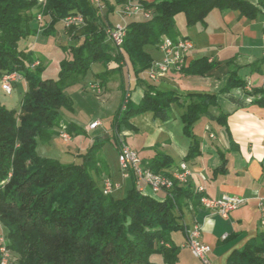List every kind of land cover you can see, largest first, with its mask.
Wrapping results in <instances>:
<instances>
[{"label": "trees", "instance_id": "1", "mask_svg": "<svg viewBox=\"0 0 264 264\" xmlns=\"http://www.w3.org/2000/svg\"><path fill=\"white\" fill-rule=\"evenodd\" d=\"M125 2L114 0L109 4L105 0L102 11L89 0H46L42 10L36 0H0V80L5 74L17 72L26 82L17 110L0 103V227L16 264H154V256L173 264L178 248L171 243L170 235L188 229L182 217L184 208L200 206L202 193L190 184L177 182L170 191L161 192L162 201L142 195L135 186L123 196L115 192L104 195V179L96 183L92 176L99 162L96 154L106 142L101 138H96L82 155L80 165H64L37 152L38 144L48 143L62 123L70 135L81 134L73 124L64 123L60 111H72V99L65 91L67 83L83 79L92 65L105 69L112 64L118 69L128 65L138 76L153 62L148 49L158 48L162 37L177 38V15H183L185 26L191 29L204 25L213 10L237 12L250 20L257 14L246 0L142 2L143 9L151 12L150 18L129 22L122 46L113 48L105 36L106 27L111 26L108 17ZM34 9H40L45 23L49 22L44 30L31 14ZM71 14H80L84 25L78 31L68 30L73 43L62 48L65 58L59 63L56 78H43L42 68L31 67L41 59L35 58L28 43L37 35L54 34V26ZM212 69L207 60L200 59L183 72L204 76ZM98 78L102 88L104 76ZM245 85L232 71L221 93L243 90ZM180 101L179 95L147 86L139 104L128 101L125 110L118 111L116 126L127 125L128 119L145 112L164 120L172 105H183ZM215 104V96L204 94L194 96L184 106L183 134L191 141L185 162L200 154L193 125ZM225 117L221 114L213 119L225 126ZM141 161L152 173L171 176L172 162L167 156ZM218 172H225L224 163L216 169ZM226 264H264V232L232 252Z\"/></svg>", "mask_w": 264, "mask_h": 264}, {"label": "crops", "instance_id": "2", "mask_svg": "<svg viewBox=\"0 0 264 264\" xmlns=\"http://www.w3.org/2000/svg\"><path fill=\"white\" fill-rule=\"evenodd\" d=\"M143 1L150 3L153 0ZM246 1L257 10L254 19L240 17L237 12L213 10L204 25L188 29L183 15L175 17L177 38H186L194 46L190 63L205 59L213 67L204 76L170 73L162 81L152 83L143 73L135 76L128 65L118 69L112 64L105 69L94 64L83 79L88 84L100 83L98 75L104 76L105 82L102 83L99 97L109 98L114 93L118 95L115 117L125 94H129L132 105H137L147 86H152L157 92H172L181 97L183 105H172L164 120L155 117L152 112L128 119L127 125L121 124L118 128V131L122 130L120 134L123 137L115 134V117L108 125L100 120H92L90 125L98 122L99 126L90 129L89 125L85 128L86 133L96 132L99 128L102 131L93 135L87 149L96 138H101L106 142L111 140L117 153L118 143L123 141L146 162L159 156L170 158L172 167L169 172L181 163L186 164L191 171L189 184L202 189V195L207 198L219 199L223 195L245 198L246 203L225 218L200 206L192 208L188 205L182 210L183 221L188 229L194 224L200 226V241L210 248L209 264H226L232 252L240 250L264 232L261 225L264 208L258 206V200L264 198V0ZM64 36L68 40L67 35ZM148 52L153 60L160 59L158 48H150ZM35 55L42 60L38 54ZM232 71H236L237 76L255 93L239 89L221 93ZM204 94L215 96L216 104L207 109L208 115L193 125V134L200 144V154L194 160L185 162L191 141L183 134L181 115L185 111L184 106L194 96ZM221 114L226 116L225 126L213 119ZM66 124H73L79 131L75 123ZM197 124L200 125L198 128L195 127ZM101 151L102 147L98 157L104 164L103 179L109 178L117 183L116 175L121 174L112 173ZM223 163L225 172L215 173ZM117 184L120 187L115 193L119 196L135 186L132 179H122ZM147 193L159 201L164 199L163 193L155 196L148 190ZM185 233L170 235L171 243L178 248L177 260L173 264H201L186 248ZM152 262L168 264L160 256L152 257Z\"/></svg>", "mask_w": 264, "mask_h": 264}, {"label": "rangeland", "instance_id": "3", "mask_svg": "<svg viewBox=\"0 0 264 264\" xmlns=\"http://www.w3.org/2000/svg\"><path fill=\"white\" fill-rule=\"evenodd\" d=\"M106 1L109 4H114V0H106ZM36 2H37V5L40 6L41 10L44 9L46 5V0H42L41 2L40 0H36ZM127 2H125V4L118 7L115 11V14H112L108 17V21L112 27H117V26L126 27L129 22H131L132 20H135L136 18H139V17H119L116 15V12L120 11L127 4ZM134 2L141 4L142 2H145V1L136 0V1H133V3ZM139 7L141 8V10L139 8L140 10L139 13L149 12V11H145L142 5H139ZM104 8L105 7L103 3L102 11H105ZM41 10L34 9L31 14L35 17V20H36V23L39 29L44 30L45 27L49 25V22L45 23L44 16ZM71 15H78L81 18H83L80 14H71ZM143 15L144 14H140V19L146 20L150 18L151 12L150 14H148L149 15L148 18L144 19ZM38 17H40L41 21L37 20ZM67 17H65L63 20H61L59 23H57L54 26V31H55L54 34L50 36H44L42 34L37 35L32 42L28 43V49H30L35 54H38L43 60V61L41 60L40 64H38V61L36 59V61L31 66L32 68H35V67L42 68L43 78H46V79L56 78L58 71H59V63L63 58H65L62 48L67 47V45L70 44L71 42L73 43L72 39H70V37L67 36L68 37V40H67L64 34L67 35V33L69 32L68 30H71V29L78 31L77 28H81L84 25V19H83L82 23H80V25L78 26L72 25V26L66 27L65 19ZM160 57H161V53H160ZM35 58H38V57L35 56ZM170 73L185 74L183 71L181 72L171 71V72H168L162 78H160V80H158L157 82L162 81ZM16 74L21 79L15 84H13L12 86L13 88L10 94L7 95L2 92L1 90L2 86L0 82V103L9 110H17L19 108L22 95L26 89V82L24 81L23 77L17 72ZM87 75L88 73L85 75V77ZM83 79L76 80V81H70L67 83L65 91L72 99L73 107H72V111H66V110L60 111V116L62 120L65 121L66 123H75L78 126L79 131H81L82 133L80 135H73V134L70 135L67 131H65L66 127L63 125V123L60 124V127L57 130L56 136L50 139L48 143L38 144L37 152L39 153L40 156L51 158V159H56L61 164H64V165H80L82 163V155L87 150L88 143H89L88 141L89 140L91 141V138L93 137V135L99 134L102 131V129L99 128L96 132L87 134L85 131V128L88 127L90 125L89 123L95 119L102 121L105 125L106 124L108 125L109 123L113 121L115 114H116V110L118 108V104H119L118 95L114 93L109 98H106V97L102 98L99 96H95V94L89 89L88 87L89 84L87 80L83 82ZM243 90L246 93L252 92V89L250 88V86H247V85H245V88H243ZM101 94H102V88H101ZM125 95L123 96V100L125 99ZM123 100L118 110L119 113L123 112L121 110ZM114 125L116 129L115 134L121 135L120 131L122 130L118 131L119 127L116 126V122L114 123ZM199 126L200 125L197 124L195 127L198 128ZM63 135H66V138L63 137ZM121 137H123V135H121ZM118 148H119V143H118ZM100 150L96 154V159L99 161L96 165L97 172L95 174H92V176H94L93 178L96 183H99L100 180H102L104 176L103 174L104 164L102 160L99 159L98 157ZM101 154L102 156H105L104 158L107 159L108 165L111 171H113L112 173L120 174L119 164L117 161L118 152L116 153V149L114 145L112 144L111 140L110 142L104 143V145L102 146ZM121 178L123 179L121 175L120 176H118V174L116 175V179L118 181L117 183H119L122 180ZM190 179H191V176L188 178L187 182L185 181V183L181 185L189 184ZM194 189L196 190V192H198L197 190L198 187ZM200 207L202 209H205V207L202 206L201 203H200ZM1 236L4 238L3 231L0 227V237ZM4 241L6 244L5 238H4ZM8 262H9L8 264H16V258L10 251H9V261Z\"/></svg>", "mask_w": 264, "mask_h": 264}, {"label": "built area", "instance_id": "4", "mask_svg": "<svg viewBox=\"0 0 264 264\" xmlns=\"http://www.w3.org/2000/svg\"><path fill=\"white\" fill-rule=\"evenodd\" d=\"M42 0H40L41 2ZM94 4H97L98 10L103 9L104 0H92ZM136 0H128L127 4L118 12L116 15L119 17H139L140 14H150L139 13V3H133ZM41 21L40 17L37 18ZM82 23V18L78 15H69L65 19V26H78ZM124 32H126V27H112L107 26L105 29V36L113 43H118L120 47L123 43ZM169 37H162L158 45V50L161 53V57L158 60H153L149 69H147L143 74L146 79L152 83H157V75H164L167 73V64L175 63V67L178 72L184 70L186 65L187 57L192 53L194 46L191 41L185 44L168 45ZM21 78L16 73H10V75H3V82H9V89H1L4 94H10L12 91V86L18 82ZM99 82H93L89 84V89L95 94V96H100L99 92ZM129 101V94L125 95L121 110H125L126 105ZM99 123H92L89 128L98 127ZM66 138V135H63ZM117 154V161L119 164L120 174L123 179H133L135 187L137 190L145 196H148L147 190L152 195H157L161 192H168L172 189V186L165 181V176L163 180H155V176H151V182H144V171H149L143 164L138 154L131 150L123 141L119 142ZM172 174H178L180 178L186 179L191 176V171L186 164L181 163ZM119 185L114 183L109 178H105L102 182V191L104 195H109L119 189ZM201 189V193H202ZM246 199L236 195H223L219 199H208L205 196L201 197L202 203L210 204V212L219 215H228L233 212L235 208H239L246 203ZM258 206L264 208V198L258 200ZM262 220H264V213L262 214ZM185 246L189 250L190 254L197 259L201 264H209L208 255L210 253L209 246L203 244L200 241V226L194 224L191 228L186 231ZM9 251L6 248L4 238L0 237V264H8L9 262Z\"/></svg>", "mask_w": 264, "mask_h": 264}, {"label": "bare ground", "instance_id": "5", "mask_svg": "<svg viewBox=\"0 0 264 264\" xmlns=\"http://www.w3.org/2000/svg\"><path fill=\"white\" fill-rule=\"evenodd\" d=\"M90 1V4L95 7V8H98L97 4H94V2L92 0H89ZM140 8V7H139ZM141 10V8H140ZM139 10V11H140ZM144 19L145 18H148L149 15L148 14H144L143 15ZM83 20V18H82ZM125 34L126 32H124V36H123V40H124V37H125ZM106 41L113 47V48H120V45L118 43H113L111 42L109 39L106 38ZM188 39L186 38H175V39H171V38H168V45H176V43L178 44H185L187 43ZM160 43V42H159ZM189 63H190V56L187 57V60H186V65L184 67L187 68L189 66ZM171 71H177V68L175 67V63H168L167 64V73L168 72H171ZM165 73V75L167 74ZM5 75H10V74H5ZM164 75H157V81L160 80V78H162ZM1 82V86H2V89H9V82H3V77L1 78L0 80ZM99 92H101V87H100V84H99ZM96 128V127H93V129ZM151 176H155V180H163V175H160V174H154L152 173L150 170L149 171H144V182H151ZM165 181H168V184H170L172 187L174 186V182H177L178 184H183L185 183L186 179L184 178H180L178 174H172L171 173V176L170 177H166L165 176ZM198 193H201V189H198ZM210 199V198H208ZM200 203L202 206H204L206 209L210 210V204L209 203H202L201 202V199H200ZM237 208H235L236 210ZM220 217H227L228 215H219ZM261 225L263 226L264 228V220H262L261 222Z\"/></svg>", "mask_w": 264, "mask_h": 264}]
</instances>
